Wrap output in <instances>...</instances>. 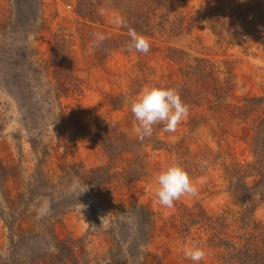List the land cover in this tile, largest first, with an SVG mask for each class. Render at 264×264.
Instances as JSON below:
<instances>
[{"label":"rangeland","instance_id":"rangeland-1","mask_svg":"<svg viewBox=\"0 0 264 264\" xmlns=\"http://www.w3.org/2000/svg\"><path fill=\"white\" fill-rule=\"evenodd\" d=\"M78 1L0 0V264H52L58 242L65 243L69 264H193L181 251L193 244L206 253L200 264H227L210 244L211 232L190 228L191 220L202 208L214 217L250 214L264 227V203L255 197L245 207L233 205L228 170L251 161L255 148L248 126L229 125L210 93L198 88L195 59L219 66L222 79L235 76L229 102L236 103L264 96V52L249 37H216L202 21L189 32L174 23L183 6L189 18L211 0L149 2L144 10L155 14V32L144 36L147 54L127 50L115 0H101L99 23L76 15ZM167 8L173 33L160 30ZM54 34L65 36L67 66L78 81L69 93L60 85L62 69L49 58ZM146 85L176 88L188 105L174 133L156 125L141 140L133 132L130 100ZM94 118L122 133L132 151L111 160L86 139L84 128ZM115 135L110 132L109 143H117ZM173 164L188 173L197 194L165 208L156 203L154 178ZM131 165L143 169L127 182ZM99 167H109L102 169L108 179L99 186L85 182L86 172ZM222 232L239 234L232 225Z\"/></svg>","mask_w":264,"mask_h":264},{"label":"trees","instance_id":"trees-1","mask_svg":"<svg viewBox=\"0 0 264 264\" xmlns=\"http://www.w3.org/2000/svg\"><path fill=\"white\" fill-rule=\"evenodd\" d=\"M149 2H151V7L158 5L156 0L114 1L113 7L123 15L124 32L128 33V29L132 28L140 35L153 36L155 31L151 23L155 14L144 10L145 7H148ZM210 3V6L205 8V12L195 13L189 18L188 14L184 12L186 6H183L182 17L180 16L175 22H172L176 23L179 20L180 30L189 32L198 21H202L216 37L228 36L235 42L249 37L257 42L260 52H264V0H249L247 2L211 0ZM131 4L134 7H131ZM101 6V0H79L76 15L82 20L86 19L92 23H99L101 20L98 16V8ZM163 13L165 20L162 18L164 24L161 25L160 30L161 32L173 33L174 29L171 27L174 23L170 22V18H168L169 9L167 8V11L165 10ZM64 37L60 34H54L49 47V58L52 65L56 66V70L62 69L58 70L60 71V85L63 84L65 87L63 91L69 93L76 89L78 81L67 66L68 46L65 44ZM242 43L249 46L246 41ZM239 46L242 48V45ZM194 70L197 71L198 88L210 93L214 108L221 110L222 113L225 112L223 119L225 118L229 125H233V123L238 125L237 123L240 122L248 126L251 133L249 138L254 145L253 148H255L253 159L244 164L233 163L228 170L230 175L229 193L233 198V205L245 207L255 197L261 203H264V96L244 97L239 102L231 103L229 99L233 98V93L237 88L236 78L233 74H231L230 81L222 79L219 77V72L222 71L219 66L200 59H195ZM54 71L55 68L52 72ZM110 132L116 134L117 143H109L112 140L109 137ZM83 135L86 136V139L92 138L91 140L104 147L111 160L122 152L132 151L123 134L110 128L108 122L104 123L101 118L92 119L84 128ZM102 169L108 171L109 167L88 170L85 174L87 178L84 181L87 183L93 182V184L99 186L104 177L108 179L107 173L104 174ZM139 169L142 170L143 167L140 165L129 167V172H126L127 182L139 178ZM199 210L200 214L196 216L197 218L191 220L189 227L200 225L205 227L203 231H210V244L226 254L225 263L264 264V227L256 222L252 215L244 213L238 218L233 213L223 211L214 217L203 212L202 208ZM228 220L230 224H228ZM231 225L239 233L233 234L232 238L222 232L229 230ZM64 247L65 243L58 242L56 244L57 253L51 257L50 263L69 264L70 260L67 259V253L63 254L61 252V248Z\"/></svg>","mask_w":264,"mask_h":264},{"label":"clouds","instance_id":"clouds-1","mask_svg":"<svg viewBox=\"0 0 264 264\" xmlns=\"http://www.w3.org/2000/svg\"><path fill=\"white\" fill-rule=\"evenodd\" d=\"M130 38L126 48L129 52L136 51L147 54L150 42L146 37L128 29ZM102 41L103 36H97ZM130 112L134 118L133 132L139 139L151 136L156 125H162V131L174 133L178 125L188 117L189 107L185 104L179 90L172 87L144 86L130 100ZM154 196L156 203L165 208H172L174 202L182 196H195L197 188L188 173L179 165H168L155 175ZM87 191L81 188L78 196ZM82 205L81 208H83ZM183 256L193 264H200L205 259V251L196 245H185L181 249Z\"/></svg>","mask_w":264,"mask_h":264}]
</instances>
